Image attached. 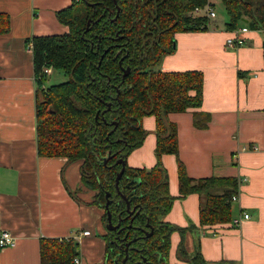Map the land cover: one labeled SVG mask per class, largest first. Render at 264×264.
Returning a JSON list of instances; mask_svg holds the SVG:
<instances>
[{"label": "trees", "instance_id": "obj_1", "mask_svg": "<svg viewBox=\"0 0 264 264\" xmlns=\"http://www.w3.org/2000/svg\"><path fill=\"white\" fill-rule=\"evenodd\" d=\"M222 3L227 31L244 24L264 33V0ZM207 5L214 7L210 0H73L57 11L68 32L29 39L37 82L38 153L81 162L82 184L94 191L92 202L105 209V226L110 192L112 221H120L121 230L106 228V264H121L130 240L125 264H169L171 235L176 230L181 234L177 264H209L200 240L192 250L186 246V234L193 226L165 220L176 198L162 163L165 153L177 157L179 197L200 196L201 225L234 218L232 197L239 191V178L190 176L179 158L178 125L169 119L171 112L202 105L204 72L161 68L163 58L176 50L177 32L209 29L211 18L195 12ZM10 25V14L0 11V34ZM46 68L61 69L68 79L44 87ZM146 115L156 118L157 161L151 167L130 166L128 155L147 135L142 125ZM209 119L206 114L194 123L204 127ZM120 158L124 172L117 188ZM152 229L146 236L145 230ZM40 249L42 264H74L80 243L73 237H43Z\"/></svg>", "mask_w": 264, "mask_h": 264}, {"label": "crops", "instance_id": "obj_2", "mask_svg": "<svg viewBox=\"0 0 264 264\" xmlns=\"http://www.w3.org/2000/svg\"><path fill=\"white\" fill-rule=\"evenodd\" d=\"M72 2L0 0V11L11 17L10 29L0 34V231L15 237L13 245L0 248V264H42L41 238H74L84 230L90 234L81 236L83 264H106L105 209L92 202V191L82 184L81 162L38 153L37 82L28 42L34 35L68 32L57 11ZM224 23L211 19L207 30L177 32L176 50L163 58L161 68L204 72L202 105L169 113L178 125L179 158L194 178H239L233 214L245 211L250 217L239 226L201 225L200 196L179 197L177 157L165 153L162 163L176 196L165 220L193 226L186 246L192 250L200 240L209 264H264V33L249 28L243 43L231 47L232 33ZM53 71L49 68V75ZM206 114L207 125L197 127L195 118ZM142 125L147 135L127 161L151 167L157 161L155 116H144ZM180 239L174 231L170 264L179 262Z\"/></svg>", "mask_w": 264, "mask_h": 264}, {"label": "built area", "instance_id": "obj_3", "mask_svg": "<svg viewBox=\"0 0 264 264\" xmlns=\"http://www.w3.org/2000/svg\"><path fill=\"white\" fill-rule=\"evenodd\" d=\"M195 12L196 13H205L210 18L216 16V12L214 10V7H212L210 5H207L203 8L197 7L195 9ZM249 30L250 29L247 26H242V27H239V28L231 31L232 34L227 38V45L231 46V47H236L238 45H241L244 41V35L243 34ZM45 71L48 72L49 68H46ZM238 197H239V195H238V193H236L233 195L232 199L237 200ZM249 217H250V214L244 211L240 215L234 217L231 223L234 226H239L243 222V220L248 219ZM88 234H90V231L84 230V231H82L81 234H76L74 236V239L80 243L81 236L82 235H88ZM14 243H15V237L12 234V232H10L9 230H6V229H3L0 231V248H3V247L8 246V245H13ZM74 264H83L81 254H78L75 256Z\"/></svg>", "mask_w": 264, "mask_h": 264}, {"label": "rangeland", "instance_id": "obj_4", "mask_svg": "<svg viewBox=\"0 0 264 264\" xmlns=\"http://www.w3.org/2000/svg\"><path fill=\"white\" fill-rule=\"evenodd\" d=\"M213 2H214V10L216 12V17H212L211 19H215L216 21H219V22L225 21L226 13H225V8H224V5L222 3V0H213ZM49 74L50 73H48V78L44 84L45 86H49V85H52L55 83H60V82H63V81L68 79V75H66L65 72L61 69H54L53 73L51 75H49ZM88 190H90V189H88ZM91 191H92V196H93L94 191L93 190H91Z\"/></svg>", "mask_w": 264, "mask_h": 264}, {"label": "water", "instance_id": "obj_5", "mask_svg": "<svg viewBox=\"0 0 264 264\" xmlns=\"http://www.w3.org/2000/svg\"><path fill=\"white\" fill-rule=\"evenodd\" d=\"M247 21V20H246ZM109 157V156H108ZM107 160H105V162H106ZM117 162L118 163H122V168H121V170H120V172L117 174V177H116V187L118 188V184H119V179L121 178V176H122V174H123V172H124V160L122 159V158H120V159H118L117 160ZM107 202H106V204H105V208L107 209V223H106V227H107V229H109V230H114V229H117L118 227H119V223H117V224H114L113 223V221H112V214H111V211H110V209H109V203H110V199H109V197H110V192H107ZM125 197V196H124ZM126 198V197H125ZM127 205H128V208H129V206H130V204H129V201H127ZM131 212H133V210H131ZM152 231H153V229L152 230H150V232L149 231H147V230H145V235L146 236H149V235H151V233H152ZM132 242V240H130L129 242H128V244H130ZM127 250H128V248H127ZM127 252V251H126ZM127 257H128V254L124 257V259H123V263H125V261H126V259H127Z\"/></svg>", "mask_w": 264, "mask_h": 264}, {"label": "flooded vegetation", "instance_id": "obj_6", "mask_svg": "<svg viewBox=\"0 0 264 264\" xmlns=\"http://www.w3.org/2000/svg\"><path fill=\"white\" fill-rule=\"evenodd\" d=\"M128 210H130V209H128ZM133 210V212H134V209H132ZM131 212V211H130ZM114 223V222H113ZM117 223H119V227H120V221L119 222H117ZM117 223H114V224H117ZM119 227L117 228V229H119ZM107 228V227H106ZM117 229H114V230H117ZM119 230H121V228L119 229ZM134 240H135V238H134ZM129 242V241H128ZM128 242H127V245H126V247H125V255H129V248L131 247V243L130 244H128ZM127 248H128V250H127ZM126 262V261H125ZM116 264H120L119 262H117ZM121 264H125V263H123V260H122V263ZM169 264H170V262H169Z\"/></svg>", "mask_w": 264, "mask_h": 264}]
</instances>
